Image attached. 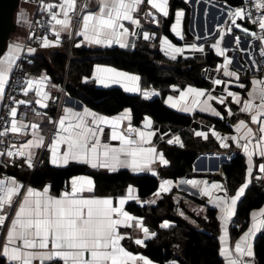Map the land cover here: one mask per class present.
<instances>
[{"label": "snow or ice", "instance_id": "obj_1", "mask_svg": "<svg viewBox=\"0 0 264 264\" xmlns=\"http://www.w3.org/2000/svg\"><path fill=\"white\" fill-rule=\"evenodd\" d=\"M145 0H98V11H88L82 16L81 30L75 35L83 36L85 41L97 45L110 46L115 38L120 47H127L126 40L122 37L128 35H136L130 33L129 28H126L122 21H129L132 25L139 27L140 21L135 17L140 9V6ZM147 4L155 9L156 12L162 14L164 17L169 15L168 0H146ZM251 3L258 11L259 16L253 19L251 11L247 10V5ZM80 9L83 11L88 8L87 0L81 4ZM53 8H58V12L51 11ZM46 10L49 13L51 29L55 35V40H49L47 36L39 38L41 40V47L47 48L50 46H58L61 43V33L67 31L69 36L73 33L72 16L70 13H75L77 10V0H62L59 5L48 4ZM184 15L182 11L175 13L176 21L171 25V31L176 36L183 39V34L180 30L181 17ZM146 18H150L151 22L159 25V20L152 12L145 13ZM228 20L225 26L221 28L218 26V38L211 45L215 49L218 56L223 57V63L218 66V71L223 70V75L229 78H235L239 81V73L230 71L229 65L232 59L226 55L229 48L222 46L226 35L234 36V43L237 48H240V37L234 35L233 28L240 29L245 35H251L253 39L260 41V56L264 57V0H245L244 6L228 7ZM22 23H28L27 17L22 13L20 16ZM250 20L253 24H258L260 35L255 32H250L247 27H243L237 23L238 20ZM230 22V24H229ZM59 26V27H57ZM122 29V31H120ZM34 36L32 33L29 39ZM155 34L143 32V38L149 40L154 38ZM200 39V37H197ZM161 51H165V46L168 51L165 55H170L172 59L176 58V54H182L184 48L177 47L172 44L167 37L160 38ZM79 47V44L75 45ZM251 47V45H249ZM187 48L203 53L205 51L204 45L191 43ZM26 52L31 55L36 49L25 46L22 43L10 44L6 51L0 53V102L3 101L5 95V85L9 80L10 73L15 67H18V61L22 58V53ZM243 50V49H241ZM249 55H251L249 53ZM252 65L259 69L256 65L255 59ZM97 71L112 74L113 82L119 83L117 78H125L131 81H138V76H130L125 72H118L113 68L101 69L97 66ZM88 78L85 77V80ZM97 79H100L97 77ZM50 80L46 74H42L38 78H27L22 89L24 95H28L30 89L35 86V95L38 99L35 104L41 108H46V101L52 99L49 92L44 88ZM103 82V81H101ZM222 83H231L229 81H222L215 79L213 84L221 85ZM253 88L248 93L246 99H241L238 93L229 91L227 88V96L231 97V103L241 105L239 111L250 115L251 123L258 124L259 137L255 136L254 130L246 123L244 119H240L235 125V131L239 133L242 129H246L243 136H222L215 130L212 135L220 142V146L229 147L228 141L237 143L238 147L243 148L247 155V170L244 183L235 191L234 195H229L227 188L222 184L213 182L211 187H207V181L184 180L181 183L191 185L192 188H199L200 185H205L200 189L203 195L209 196V200L215 207L220 209L221 231L220 236L221 247L220 256L224 258L225 264H252V261L245 260L244 257H253L254 253L251 244L248 242L250 237L254 235L257 230L255 223L256 213L253 212V224L248 230L235 242L234 251L227 246L226 236L227 232L225 225L230 221L235 213L237 201L245 193L246 188L251 182L253 173V154L256 149L259 150V156L264 159V80L253 79ZM56 87L55 85H52ZM244 87L243 84L239 85ZM133 87L131 89L125 88V91H137ZM187 94H191L194 99L193 106L199 104L201 112H208L216 117H222L218 111L209 101H217L220 104H225L226 97L214 96L211 91L201 88H194L189 86L186 93H182L180 99H184ZM153 95L159 93L153 91H144L143 97L149 99ZM203 101L200 97H205ZM173 98L170 96L168 100ZM14 105H30L31 100H15L10 98ZM258 101V103H256ZM177 107L175 103L171 105ZM182 111L188 112L192 108L187 105L181 108ZM129 110H125V115L108 117L98 115L91 112L87 107L81 111H76L71 107H65L63 112L65 115L59 117L58 120L53 121L49 119V123L57 125L51 143L45 145L44 136L39 134V125L33 123L30 127L33 129L32 139L26 143L11 145L6 151L0 152V156L7 155L8 157H20L23 163L27 164L29 168L34 167V157L31 149L47 147L51 153L50 162L57 166H67L70 162H79L87 164L92 168L98 166L114 170L117 166L130 167L133 171L140 170L142 165L138 157H143L144 164H150L155 160H159L161 165H167L169 161L162 153L156 154L155 148H143L140 145L148 142L153 135L152 132H145L139 129L129 128V131H136L139 140L130 139L124 134L117 131L122 119L125 118ZM228 115L231 116V108L226 106ZM8 115L12 118L10 127L5 126L3 131H0V136H5L9 131L12 133H21L29 125L18 122L17 107H9ZM91 117V121H86L85 117ZM130 119V117H128ZM66 121H70L66 123ZM102 124L111 125L113 128L112 139L119 140L121 147L109 148L104 145L103 160H100V153L97 147L100 144L98 133L103 132L100 127ZM90 125H95L92 127ZM152 121L145 117V128H151ZM197 136L207 138L204 132L197 131ZM243 141V143H241ZM255 141V143H253ZM169 140L168 143H172ZM176 143H180L179 137L175 138ZM66 145V149L59 153V146ZM253 144L250 150L249 145ZM135 145V147H133ZM12 149H16L13 151ZM128 157H131L129 160ZM259 171L264 173V163L259 164ZM153 175L158 173L153 172ZM173 185L172 180H164L160 186L159 191L155 194L159 196L161 192L170 191ZM222 191V196H212L211 190ZM93 190V180L86 175L73 176L71 178V190L63 191L59 196L49 194V186H45L42 191L35 188L25 186L13 177H6L0 179V229L6 233L2 243H0V256L6 258L8 264H33V261H39L40 264H153V262L143 255H134L132 252L126 250L122 241L130 240L132 243L145 246V241L151 237H155L156 233L152 232L143 223L142 217H137L125 210V203L129 199H137L132 195L134 189L129 186L127 189L128 196H121L119 198V207L113 206L112 198H84L81 194L85 191L91 192ZM148 203H155L149 201ZM7 209V210H6ZM14 212V215H9ZM261 215H264V209L260 210ZM180 215H184L183 212ZM206 218V217H205ZM7 221V223H6ZM170 226L169 221H164L161 227L167 228ZM121 228L133 229L136 235H132L128 231H121ZM142 234V235H141ZM175 264V262H172Z\"/></svg>", "mask_w": 264, "mask_h": 264}, {"label": "crops", "instance_id": "obj_2", "mask_svg": "<svg viewBox=\"0 0 264 264\" xmlns=\"http://www.w3.org/2000/svg\"><path fill=\"white\" fill-rule=\"evenodd\" d=\"M182 1L189 9L188 22L186 24L187 30H186V32H184V28H183V23H184V19H185V10L181 9V8L176 9L175 13L177 11H182L184 13V15L181 17V23H180V30L183 34V39L176 36V34L171 31V26H170V33L173 36V38L179 42V44H175L172 41H170L168 38L167 39L172 44L176 45L177 47L184 48V52L182 54H176V58L172 59L170 55H165V51H168L166 46H165V51H161L160 38L165 37V36H163L161 34L156 35L154 33L155 34L154 40H156V45L159 48V51L161 52L163 57L167 61H169V63L170 62H172V63L173 62H180L183 60H196L202 64L203 67L201 68L200 76L204 80H206L210 85V88L206 89V90L211 91L214 96L226 97L225 104H220L215 100L209 101V103L212 104L213 107H215L218 111L221 112L223 118L216 117V116H214L208 112H201L199 104L193 106L192 101H193L194 97L191 94H187L183 100L180 99L181 94L186 93L187 88L189 86H192L194 88H199V87L195 86L190 81H178L177 83L171 85L169 88V93L166 94L165 97H163V104L167 108H169L170 110H173L179 114L190 116L192 118V122L190 124V130H191V134L193 135V137L196 140H200V141H207L208 139H212L213 141L216 142L219 149L216 151H213V152L199 154L192 164V175L189 177L177 178L175 180L165 178V177H162L160 175V171L168 168L170 163H168L167 165H161L159 163V160L157 159L150 164H144L142 156L138 157V160L140 161L142 168L140 170H137V171H133L130 167H126V166H117L114 170H109L108 168H104V167H100V166H98L97 168L94 169L87 164L74 162V161L70 162V163L82 164V165H85L92 170H96V171L103 172V173H113V172H116L119 170H126L134 176L148 175V176H152V177L156 178L158 180V186H157L156 191L153 194H151L150 196L143 198V199L139 198L137 189L135 188L134 185H131V184H129L123 190H117V191H114V192H111V193L105 194V195H97L95 193V185L93 182V190L91 192L85 191L81 195L84 198H92V197H95V198H112L113 199V206L119 207V198L121 196H128L127 189L129 186H132V188L134 189L132 195L134 197H137V199H129L126 201V203L124 205L126 211H127L126 206L129 203H136L139 207H146L149 209V208L157 206V204L159 202L163 201L164 199L169 198V199H171V201L174 202L173 215L176 217H179L182 220H185L186 222H189L190 224H192L195 227L199 226L197 219H199L201 223H203V222L208 223L209 219L207 217V212L209 210H212L215 212V218L217 221L216 222L217 239H218L219 245L221 247L220 236L223 233L221 231V221L219 219V217L221 215L220 209L215 207L214 204L210 202L209 196L203 195L201 193L200 189L204 188L205 185H200L199 188H192L191 185L181 183V181L194 179L197 181H207V187H209V188L211 187V184L213 182L220 183L225 187L222 168L224 165L228 164L231 161V159L233 157H235L236 155H242L244 157L245 164H246V170H247V155L244 152L243 148L238 147L237 143L232 141L231 139L226 141L228 143L229 147H227V148L221 147L220 142L212 135V131L215 130L216 132L220 133L222 136H229V137H231V136H237V137L243 136L246 129H242L239 133H237L235 131V125H236V123H238V121L240 119H244L246 121V123L254 130L256 137H259L261 135L258 132L259 125L251 123V118H250L249 114L242 113L239 111V108L241 107V105L231 103V97L227 96V92L224 89L227 88L229 91H233V92L238 93L239 96L241 97V99L243 100V99H246L248 97V93L253 88V85H252L253 79L264 80V77H261L259 70H257V67H254L252 65V61H253V59H255V57L251 53H250L251 55H249V53L247 52V48L251 44V40L253 37L251 35H245L240 29H237V28H233V33H234V35H238L240 37V48L236 47V45L234 43V36L233 35H226L224 38L222 46L229 48V51L226 53V55L232 59V63L229 65V70L230 71H236L239 73V81H237L235 78H229V77L224 76L222 69L219 71L217 70L218 66L223 63V57L218 56L216 54L215 49L212 48L211 45L215 42V39L218 38V30H217L218 26L223 28L225 26V22L228 20L227 10H228L229 6H227L226 4H224L222 2H217V1H213V0H182ZM61 2H62V0L59 2V4ZM83 3H85V0H77V10L75 11V13H70V15L72 16V28L74 26V34H73V37H74L73 45L74 46L73 47H76L75 45L79 44L80 45L79 48H87V49H91V50H99V49L111 48V47H118V48L125 49V50H131L133 48L135 40L139 37H143V32H144L143 26L144 25H148L152 28H160L162 25V21L165 18H167V17H164L162 14L156 12L155 9H152L147 4V2L145 0V2L140 6L139 11L134 14L135 17L138 18L140 21L139 27H137L136 25H132L129 21H122L124 26L126 28H129L130 33H136V35H128L127 37H122V39L126 40V42L128 44L127 47H123V48L120 47V45L116 42L115 38L113 39V42L111 43L110 46L103 45V44L97 45V44L89 43L88 41H85L83 36L75 35L76 32L81 30L82 16L84 14H87L88 11H93V12L98 11V0H87L88 8L84 9L82 11L79 6ZM20 4H22V5H21V10L19 12V16H18V22L16 24L17 27H16V30L13 33V35L11 34L9 41H8V44H7V47L12 43H22L23 44V41H24V38H25V35L27 32V28H28L30 22L33 20L34 15H35V8L33 6L28 5L22 1H20ZM168 8H170V0H168ZM58 11H59V9L57 8V12ZM147 12H152L155 15V17L159 20V25L151 22L150 18H146L145 13H147ZM22 13L27 17L28 23H22L20 21L19 18H20ZM175 13H174V18H173L172 24L175 23V21H176ZM241 22H243V21L242 20L237 21V23L242 25ZM229 24H230V22H229ZM57 27H59V26H57ZM243 27H245V26H243ZM120 31H122V29ZM249 31L253 32L252 30H249ZM149 33L153 34L152 32H149ZM66 37L67 38L69 37L68 32L67 31L62 32L61 33V41ZM197 37H200V39H197ZM55 39H56V37L53 34V36L51 37L50 40H55ZM131 39L134 40L132 43H131ZM191 43H197V44L204 45L205 51L203 53H201V52H196V51H193V50L187 48V45L191 44ZM59 46H60V44L58 46H50L47 48H44V47L34 48V49H36V51L31 55H29L27 53V55H28V57L37 56V55H48L51 51L58 50ZM7 47H6V49H7ZM241 49H243V50H241ZM208 55H212L214 58L217 59V61L213 62L212 65H205V59ZM169 63L162 62L161 64H159V66L163 69H173L172 68L173 65H171ZM97 66H99L101 69L113 68V67L107 66V65H96L94 67L92 77L90 79H87V80L83 79V81H90V83L92 85H94L96 88H99V89L118 88L122 92H124L125 94L131 95V96H140V95L143 96L144 91H153V90L155 92L159 93V95H153L147 100H153V99L161 97V94H160L159 90H157V89L144 90L141 86V78L136 74L125 72V71L113 68V69H116L118 72H125V73H128L130 76L134 75V76L139 77L138 81H131V80H128L125 78H117V79H119L120 82L116 83V82H113L112 74L97 71ZM183 69H185V68H183ZM42 74H45V73L41 72L39 74H34L31 72L30 73L26 72L25 77H26V79L27 78H38ZM57 76L58 75L55 74L54 78H56ZM97 77H99L100 79H97ZM65 79L66 78L64 76L63 81H65ZM215 79H220L222 81L231 80V83H227V84L222 83L221 85H215V84H213V81ZM101 81H103V82H101ZM240 84H243L244 87H240L239 86ZM52 85H55L56 87H53ZM24 87H26V85ZM126 87L129 89L135 87L138 90L137 91H125ZM201 89H205V88H201ZM44 90L49 92L51 97H52V99L46 101V103H47L46 108H41L35 104V100L38 99V97H36V95H35V86L29 90L28 95H24V93H23L20 96V99L33 101V103L30 104L31 106H34L39 110L46 111L49 114V117H43V116H40L38 114H31L29 116L27 122L23 123L25 125H29V127H27L24 131L19 133L21 140H22L21 144H24V143H26L27 140L33 138L32 137L33 129L30 127V125L33 123L39 125L38 131H39L40 135L44 136L45 145L50 144L57 125L56 124L54 125L53 123H49V119L56 121L59 119L60 116L65 115V113L63 112V109L65 107H71L74 110L81 111V112H82L83 108L87 107L79 99L73 98V97H70L69 95H67V93L63 89V86H60L59 84L54 83V81L51 77H50V80L47 82ZM170 96L173 98L171 101L168 100V97H170ZM204 99H206V96L200 97L201 101H203ZM173 103H175L177 105V107H172L171 105ZM256 103H258V101H256ZM0 105H1V102H0ZM185 105L192 108V110L188 111V112L182 111L181 108ZM226 106L231 108L232 113H233L231 116L228 115V112L226 111ZM88 109L91 112L97 113L98 115H103V114H100L96 111H93L90 108H88ZM126 109L129 110L128 108H126ZM126 109H124L123 111H121L120 113H118L116 115L108 116V117H116V116L125 115ZM103 116H107V115H103ZM128 117H130V119ZM145 117L149 118L152 121L151 128H145V126H144L145 125ZM85 119L88 122L91 121L90 116L85 117ZM214 119L226 120V123L230 127L232 132L229 134H223V133L217 131L213 122H212V120H214ZM69 122L70 121H66V123H69ZM155 124L156 123L153 121V119L149 115H145L138 125H134L132 123V114H131V111L129 110L127 115L125 116V118L121 120L120 125L117 128V131L124 134L125 136L129 137L130 139H134V140H139L138 133L136 131L130 132L129 128L139 129V130L145 131V132H152L153 135L148 140V142L142 143L140 146L143 148H155L156 154L162 153V149H161L162 143H164L166 145L178 147V148H184V142H183L181 135H180L181 127L170 126V125H159L158 124L159 127L156 129ZM192 124H195V126L192 127ZM90 126L95 127V125H90ZM100 127L103 129V132L98 133V139L100 141V144L97 147V151H98V153H100V160L102 161L104 159L103 155H102L104 152L103 146L108 145L109 148H119V147H121V142L119 140H113L112 139L113 128L111 125L102 124V125H100ZM197 131L204 132L206 134L207 138L205 139L204 137L197 136L195 134ZM176 137H179L183 146H181L180 143L175 142ZM169 140H172L173 142L168 143ZM241 143H243V141H241ZM253 143H255V141ZM133 147H135V145H133ZM252 148H253V144H250L249 149L251 150ZM65 149H66V145L61 144L59 146L58 154L62 153ZM31 151L33 152V157H34V161H33L34 167L29 168L27 164L23 163V161L20 157H16V161H15L14 165L12 167H10L12 169L9 168L7 170L8 176L15 178L17 181L22 183L25 186V188L28 186H31V185L28 183L27 178H23L21 176L23 173H28V172L31 173L35 169L36 166H41L45 162L48 163V165L51 167H63V165L57 166V165H53L50 162L51 153L47 147H41L38 149L33 148V149H31ZM258 152H259V150L256 149L254 154H253L254 167H253L251 182L249 183L248 187L246 188L245 193L237 201V204L246 195L248 189L251 187L252 188L253 187L260 188L264 192V173H261L259 171V164L264 163V159H262L259 156ZM38 157L41 159H40L39 163L36 165V163H37L36 161H37ZM128 159L130 160L131 157H128ZM153 172L158 173V175H153L152 174ZM245 177H246V171H245ZM0 179H5L3 177V174H1ZM164 180H172L173 181V185L171 186L170 191L161 192L159 194V196L155 195L159 191V186ZM45 186H49V194L53 195L50 192V185L48 183H45L41 187H33V186H31V187L35 188L38 191H42ZM65 190H68V191L71 190V179L68 181V184L65 187V189H63V191H65ZM63 191H61L60 194ZM211 193H212L213 197L222 196L224 194L222 191H217L215 189H212ZM59 195H54V196H59ZM149 201H155V203H148ZM236 207H237V205H236ZM179 208L181 209L180 212H179ZM261 209H264V204L262 207L255 209V210H252L249 213L248 225L245 226V228L241 229L242 223L237 221L236 208H235L234 215L231 217L230 221H228V223L225 225V229L227 232V236H226L227 246L231 250L234 251L235 242L238 241L240 239V237L248 230V228L252 226V224L254 222L252 213L255 212L256 213L255 223L257 224L258 227H257V230L255 231L254 235H252L248 241L251 244L252 250L254 253L255 240L264 232V215H261V213H260ZM181 212L184 213L183 216L180 215ZM129 213L133 214L131 212H129ZM9 215L10 216L14 215V212H10ZM133 215H135V214H133ZM135 216H137V215H135ZM164 221H169L170 226L167 228L161 227V224ZM143 223L146 227H148L150 229L148 223L144 220V218H143ZM174 226H175V223L170 221V220H167V219L162 220L158 224V228L162 231L168 230V228H172ZM233 229H235V231L237 232V234L235 236H233V233H232ZM121 231L122 232L128 231L132 235H136V232L133 229L125 230L124 228H121ZM151 231L155 232L156 236L147 239L145 241V246L136 245L128 239L123 240L122 244L126 248V250L132 252L134 255H143V256L147 257L148 259H150L149 256L146 255L145 253L141 252L140 250L134 251V250H132V248L141 249V250L145 249L146 244L150 241L155 240V238L157 237V232L154 230H151ZM5 235H6V233H5ZM219 255H220V251H219ZM221 259L223 260V262L225 264L224 258L221 257ZM244 259L252 261V264H256L255 253H254L253 257H244ZM151 261L153 262V264H157L153 260H151ZM170 263L172 264V262H170ZM1 264H8L6 258H4L2 256H1ZM33 264H40V262L38 260L33 261ZM45 264H48V262H45ZM60 264H63V262L61 261Z\"/></svg>", "mask_w": 264, "mask_h": 264}, {"label": "trees", "instance_id": "obj_3", "mask_svg": "<svg viewBox=\"0 0 264 264\" xmlns=\"http://www.w3.org/2000/svg\"><path fill=\"white\" fill-rule=\"evenodd\" d=\"M222 2L230 7H240L243 0H213ZM185 10L183 23L184 32L188 22L189 9L182 0H170L169 15L162 21L160 28L143 26V31L163 35L175 44H179L170 33L176 9ZM64 48L51 51L48 55L31 56L29 62L23 65L24 73L39 74L44 72L51 77L54 83L63 86L70 97L77 98L85 106L100 114L113 116L128 108L132 114V123L138 125L145 115H149L156 124L181 127V138L184 148L161 144L164 157L169 161V166L160 171V175L169 179L189 177L192 175V164L201 153L213 152L219 149L212 139L207 141L196 140L191 134L190 124L192 118L170 110L163 104V97L169 93L171 85L178 81H190L199 88L209 89V83L200 76L201 63L196 60H183L180 62L167 61L156 45L145 41L142 37L135 40L131 50L118 47L91 50L73 47L68 56V44ZM217 61L212 55L205 59V65H212ZM162 62L173 65V69H163L159 66ZM96 65H107L118 70L133 73L141 78L144 90L157 89L161 97L147 100L142 95L131 96L118 88L99 89L83 81L90 79ZM185 68V69H183ZM55 74L58 76L56 78ZM65 76V81L63 78ZM217 131L223 134L232 132L226 120H212ZM12 169V168H10ZM223 177L225 188L229 195H233L245 180L246 164L242 155H236L224 165ZM86 175L93 179L95 193L105 195L117 190H123L129 184L137 189L139 198L143 199L153 194L158 186V180L152 176H134L126 170L113 173H103L92 170L85 165L70 163L63 167H51L48 163L36 166L31 173H23L33 187H41L45 183L50 185V192L59 195L73 176ZM264 192L257 187L248 189L246 195L238 202L236 207L237 221L242 223V228L248 225L249 213L262 207ZM127 211L144 218L151 230L157 232L155 240L146 244V248L132 250L145 253L157 264H224L219 255L220 245L217 239V225L215 212L209 210L208 223L197 222L195 227L189 222L173 215L174 202L166 198L152 208L139 207L136 203H129ZM170 220L175 226L162 231L158 224ZM233 236L237 234L235 229ZM161 249V252L158 250ZM254 253L256 264H264V232L255 240Z\"/></svg>", "mask_w": 264, "mask_h": 264}, {"label": "built area", "instance_id": "obj_4", "mask_svg": "<svg viewBox=\"0 0 264 264\" xmlns=\"http://www.w3.org/2000/svg\"><path fill=\"white\" fill-rule=\"evenodd\" d=\"M28 5H31L35 8V15L33 20L30 22L27 32L23 41V44L27 47L30 46L32 48L41 47V40L39 38L47 36L50 40L53 36V32L51 29L50 16L48 11L46 10V5L48 4H56L58 5L61 0H20ZM245 0L241 6H244ZM235 8V7H232ZM247 10L251 11L253 14V19H256L259 16V11L249 3L247 5ZM51 11L57 12V8H53ZM243 22L251 25L255 28L253 32L257 35H260V29L258 24H253L250 20L244 19ZM34 33L31 39L29 36ZM74 34V33H73ZM134 40L131 39V43ZM251 47L248 46L247 52L251 53L256 60V65L259 66V73L261 77H264V57L260 56V41L257 39L251 40ZM29 62V58L25 49V52L22 53V58L17 62L18 67H15L13 71L10 73L9 80L5 85V95L3 101L0 105V131L4 130L5 126L10 127L11 117L8 115L9 107H17V116L15 119L18 122L26 123L29 116L31 114H38L43 117H49V114L46 111L39 110L31 105H14L11 103L10 98H15V100H21L20 96L23 94L22 89L25 86V73L23 72V65ZM54 121V120H53ZM54 124V123H53ZM55 125V124H54ZM21 137L19 133H12L9 131L5 136H0V152L6 151L11 145H21ZM15 151L16 149H12ZM41 158L38 157L36 165L39 163ZM16 161V157H8L6 154L0 156V176L3 174V177H9L7 170L14 165ZM181 209L179 208V212ZM7 223V221H6ZM5 238V231L0 229V243L3 242ZM0 264H1V256H0Z\"/></svg>", "mask_w": 264, "mask_h": 264}, {"label": "water", "instance_id": "obj_5", "mask_svg": "<svg viewBox=\"0 0 264 264\" xmlns=\"http://www.w3.org/2000/svg\"><path fill=\"white\" fill-rule=\"evenodd\" d=\"M20 0H0V53L6 50L9 38L16 30V23L14 22V15L18 9ZM243 26L247 27L249 30L254 31L255 28L248 25L245 22H241ZM195 124H192L194 127ZM159 127L155 124V128ZM162 250L159 249L158 252Z\"/></svg>", "mask_w": 264, "mask_h": 264}, {"label": "rangeland", "instance_id": "obj_6", "mask_svg": "<svg viewBox=\"0 0 264 264\" xmlns=\"http://www.w3.org/2000/svg\"><path fill=\"white\" fill-rule=\"evenodd\" d=\"M21 5L22 4H20L19 5V8L16 10V12H15V15H14V22L17 24V22H18V16H19V12H20V10H21ZM74 25V24H73ZM72 33H74V26H73V28H72ZM150 34V36H151V33H149ZM13 35V34H12ZM73 39H74V37H73V34L71 35V36H69L68 38L66 37V38H64L62 41H61V43H60V46H59V49H61V48H64L65 46H64V44L66 43V44H68V56L70 55V52H71V48H73ZM142 39L143 40H145L143 37H142ZM154 39L155 38H150L149 40H145V41H148L149 43H152L153 41H154Z\"/></svg>", "mask_w": 264, "mask_h": 264}]
</instances>
